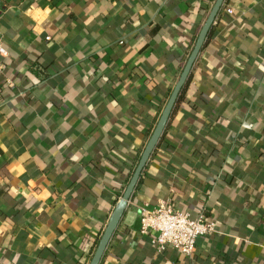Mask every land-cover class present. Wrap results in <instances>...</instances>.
<instances>
[{
  "label": "crops",
  "instance_id": "obj_1",
  "mask_svg": "<svg viewBox=\"0 0 264 264\" xmlns=\"http://www.w3.org/2000/svg\"><path fill=\"white\" fill-rule=\"evenodd\" d=\"M214 1L0 0V264L89 263ZM160 201L215 222L190 257L139 232ZM100 264H264V0H225Z\"/></svg>",
  "mask_w": 264,
  "mask_h": 264
},
{
  "label": "water",
  "instance_id": "obj_2",
  "mask_svg": "<svg viewBox=\"0 0 264 264\" xmlns=\"http://www.w3.org/2000/svg\"><path fill=\"white\" fill-rule=\"evenodd\" d=\"M225 0H215L213 3V6L211 7L207 18L205 19L203 25L201 26V29L197 35L196 41L193 45V48L191 49V52L185 62V65L180 73V76L175 83L162 111L161 114L157 120V123L147 141L145 144V147L140 155V158L138 160L137 165L135 166L133 173L125 187V190L123 191V194L121 198L118 200V202L115 204L111 215L107 221V224L105 226V229L98 241V244L95 248V251L89 261L88 264H100V261L105 253V250L115 232L117 229V226L127 208V204L132 196V193L139 181V178L151 158L154 150L157 148V145L165 131L167 122L172 114V111L175 107V104L177 103L178 97L181 93V90L185 86L192 67L203 49L205 42L207 40V37L209 35V32L213 26V23L221 10Z\"/></svg>",
  "mask_w": 264,
  "mask_h": 264
},
{
  "label": "built area",
  "instance_id": "obj_3",
  "mask_svg": "<svg viewBox=\"0 0 264 264\" xmlns=\"http://www.w3.org/2000/svg\"><path fill=\"white\" fill-rule=\"evenodd\" d=\"M226 11L231 12L230 9ZM6 57L7 52L0 37V73L4 69ZM139 219V232L149 237L150 242L159 250L170 248L186 257L194 253L198 238L215 231V222L208 219L203 212L196 218H191L166 201H160L153 210L140 208Z\"/></svg>",
  "mask_w": 264,
  "mask_h": 264
},
{
  "label": "trees",
  "instance_id": "obj_4",
  "mask_svg": "<svg viewBox=\"0 0 264 264\" xmlns=\"http://www.w3.org/2000/svg\"><path fill=\"white\" fill-rule=\"evenodd\" d=\"M224 5H225V2H224V4H223L221 10H220L219 13H218V16L220 15L221 11L223 10ZM186 60H187V59H186ZM184 65H185V64H184ZM183 67H184V66H183ZM182 69H183V68H182ZM181 71H182V70H181ZM188 85H189V78H188V80H187L185 86H184L183 89L181 90V93H180V95H179V97H178L177 102H179V101H181V100L183 99V96H184V94H185V91H186ZM247 105H248V103L246 104V106H247ZM163 134H164V133H163ZM162 137H163V135H162ZM162 137H161V139H162ZM161 139H160V140H161ZM159 143H160V141H159ZM159 143H158V144H159ZM131 175H132V174H131ZM130 177H131V176H130ZM129 179H130V178H129ZM128 181H129V180H128Z\"/></svg>",
  "mask_w": 264,
  "mask_h": 264
}]
</instances>
